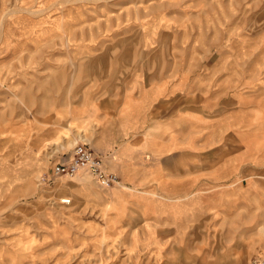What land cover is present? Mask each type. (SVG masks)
<instances>
[{"label": "rangeland", "instance_id": "rangeland-1", "mask_svg": "<svg viewBox=\"0 0 264 264\" xmlns=\"http://www.w3.org/2000/svg\"><path fill=\"white\" fill-rule=\"evenodd\" d=\"M137 28L144 36L127 34ZM86 44L150 45L135 55L160 57L164 77L201 81L220 62L227 77L260 86L264 0H0V264H264L262 175L205 188L195 182L194 194L167 197L180 212L173 223L145 213L146 198L116 203L123 187H101L86 172L41 181L84 144L67 125L66 83L79 57L70 50Z\"/></svg>", "mask_w": 264, "mask_h": 264}, {"label": "crops", "instance_id": "crops-1", "mask_svg": "<svg viewBox=\"0 0 264 264\" xmlns=\"http://www.w3.org/2000/svg\"><path fill=\"white\" fill-rule=\"evenodd\" d=\"M44 17L42 21L49 20L48 14ZM48 25H40L41 34ZM127 34L139 38L145 30ZM149 46H74L70 51L79 57L73 62V80L66 83L73 86L67 125L72 122L74 139L86 143L102 158L104 168L123 183L112 194L116 203L129 205L122 198L136 197L139 201L129 199L134 207L146 198L141 206L145 213L153 210L155 218L173 223L179 219V210L176 204L167 207V197L194 194L195 182L205 188L264 176V84L243 85L240 77L221 72L220 62L211 66L217 71L202 74L201 81L176 73L164 77L160 57L139 60L135 55L146 53ZM154 49L150 52H161ZM94 52L100 56L88 55ZM81 67L88 71L78 78ZM72 152L57 163L67 162ZM144 182L160 183L152 189L132 188ZM82 186L89 191L87 180ZM200 197L204 208L205 196Z\"/></svg>", "mask_w": 264, "mask_h": 264}, {"label": "built area", "instance_id": "built-area-1", "mask_svg": "<svg viewBox=\"0 0 264 264\" xmlns=\"http://www.w3.org/2000/svg\"><path fill=\"white\" fill-rule=\"evenodd\" d=\"M82 172L90 174L97 184L104 188H112L121 184L119 177L113 172H108L103 166L102 158L96 155L85 143L78 144L69 160L55 164L48 172L49 177L45 175L41 181L50 184L54 178L62 176L72 178ZM64 201L69 203V200Z\"/></svg>", "mask_w": 264, "mask_h": 264}]
</instances>
